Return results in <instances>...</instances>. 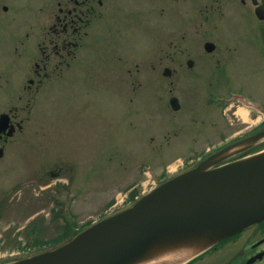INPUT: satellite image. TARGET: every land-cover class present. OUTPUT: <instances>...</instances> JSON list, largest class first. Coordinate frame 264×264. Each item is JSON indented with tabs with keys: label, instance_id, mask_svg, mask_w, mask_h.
Here are the masks:
<instances>
[{
	"label": "rangeland",
	"instance_id": "374dc122",
	"mask_svg": "<svg viewBox=\"0 0 264 264\" xmlns=\"http://www.w3.org/2000/svg\"><path fill=\"white\" fill-rule=\"evenodd\" d=\"M35 2L0 0V73L8 77L7 83L0 78V112L28 105L19 110L22 130L8 139L0 157V263L60 244L66 229L76 232L127 208L130 191L147 193L204 146L217 144L216 130L227 119L239 118L237 127L258 122L251 105L220 104L218 97L232 95L224 97L231 102L242 90L264 110V59L256 54L264 17L254 14L260 0H200L196 15L213 12V20L186 21L182 39L163 43L164 53L179 57L182 67L155 56L151 86L143 70L149 24L135 12L151 3L124 1L100 27L104 41L90 43L83 65L26 92L21 84L14 87L23 61L12 57V35L19 21L34 17L27 6ZM187 3L184 18L190 20ZM173 9L165 20H154L156 51L162 42L155 33L177 25ZM206 41L214 43L211 53L202 47ZM107 44L120 50L116 61ZM187 59H193L191 69ZM166 65L177 70L164 76ZM134 81L136 89H127L125 83ZM171 95L179 100L177 111L169 106Z\"/></svg>",
	"mask_w": 264,
	"mask_h": 264
},
{
	"label": "flooded vegetation",
	"instance_id": "af4514ba",
	"mask_svg": "<svg viewBox=\"0 0 264 264\" xmlns=\"http://www.w3.org/2000/svg\"><path fill=\"white\" fill-rule=\"evenodd\" d=\"M37 1L38 2L28 4L27 6L33 9L34 14L32 15H34V17L27 18L28 21H19L17 32L12 35L17 40V42H14L11 46L12 57L23 61V65L20 66V78L14 87L21 84L26 92L30 91L32 87H35V91H37L43 82L45 83L53 76H55L54 78H56V75L61 76L59 78H63L65 73L74 71L76 67L83 65L86 54L89 55L90 52L88 50L90 43H93L94 39L95 41H104L103 37H98V33L101 30L100 27L106 22H111V20L116 17L118 12L117 8L123 9L124 1L128 2L129 0ZM149 1L151 4L146 7V9H138L135 11L136 15L141 17V20H144L145 23L149 24V37L147 36L146 39L148 40V49L145 56V61H147L148 64L145 62V69H143L144 73H146V79L144 80L147 86L152 85V59L155 56H158V60L160 61L163 58L170 57L171 61L175 62L178 67H182V61L180 62L178 56V58L175 59L173 56L171 57V53H164L167 49H163V43L171 38L174 40V36H176V38L179 37V40L182 39L184 37L186 21L195 22L196 24L199 22L201 25V23H203L202 18H204V20L210 19V21L214 18V16H212L213 12H210L209 16L204 15V17H200L201 14L196 15L195 9L196 6L199 5L200 0H188L187 5L189 7L187 10L188 15L191 14L189 16V18H191L190 20L184 18L185 0H146V4ZM251 1L256 2L257 0ZM260 1H262V3H260V7L257 6L255 11L259 14L262 10V15L264 16V0ZM242 2L244 3V1ZM8 8L7 5L1 6V9L6 12L8 11ZM169 8H174L172 15L175 16L174 21H176L177 25L174 27V22L170 25L167 24L168 26L166 25V28L164 27L163 34L162 32L160 34L158 32L155 33L156 38L162 42L159 50L156 51L157 45H154V47L152 46V44L156 43L152 41L154 20L157 18L165 20L169 14ZM144 15L146 18L143 17ZM180 17L182 19L177 20V18ZM131 20L136 21L135 17H132ZM262 32L264 33V26L261 28V33ZM261 41L264 42V40ZM262 42L257 44L256 54L258 59H264ZM107 47H110L109 55L111 54L114 61H116V57L117 59L120 58L118 56L120 55V50L112 48V45L110 44H107ZM192 67L193 66L189 68L191 69ZM117 68L119 69V66ZM167 70L169 71L167 72ZM176 70V68L170 69V67L166 65L162 68V74L170 76L172 72H175ZM127 71H131V69H128ZM138 71L139 68L136 69V72ZM1 76L4 77V81L7 83L8 77H6L3 72L0 73V78ZM125 84L127 89H129V87H131V90L136 89L135 81L128 83L129 85L127 83ZM215 88L214 89L217 90L220 87L218 86ZM214 89H212L213 92L215 91ZM230 93L231 92L228 94ZM228 96L230 97L232 95ZM21 98V96H18L19 100ZM246 99L250 102L251 100L255 101L250 95H247L241 90L235 92L231 100L244 104L243 100ZM27 100H29V97H27ZM216 100L217 103L219 102L220 104H232V102H228V99L224 97H218ZM129 101L134 100L130 97ZM27 106L17 107L16 105L11 104L6 110L0 112V114L3 112L8 114L6 124L7 129L0 134V152L2 154L8 139L22 130L23 119L18 117L19 110H23ZM252 107H254L253 109L257 112L256 115L253 114L251 117L252 120L255 119L258 121L255 125H244L247 121L240 120L241 126L237 127L236 125L239 123V118L235 121H232L230 118L227 119L224 128L216 130L219 137L217 141L218 143L214 146H204V150L202 148V154L207 155L216 152L219 148L229 147L262 130L264 128V111L263 109H259L256 105ZM233 126L234 129L232 128ZM8 131L11 133V136H7L6 132ZM261 143L262 142L256 145L254 144L249 149L247 147L246 150L236 151L233 155L229 156L225 162L232 161L239 156L246 153L248 154V152H253L256 149L258 150L261 147ZM0 157H2V155ZM179 264H264V219L221 239L209 248L196 254L192 258L183 260Z\"/></svg>",
	"mask_w": 264,
	"mask_h": 264
},
{
	"label": "water",
	"instance_id": "95a60500",
	"mask_svg": "<svg viewBox=\"0 0 264 264\" xmlns=\"http://www.w3.org/2000/svg\"><path fill=\"white\" fill-rule=\"evenodd\" d=\"M204 47L211 51L214 45L206 43ZM171 105L178 108L175 98H171ZM5 120L0 116V131ZM261 138L264 130L247 143ZM217 158H207L164 181L128 208L60 246L0 264H132L161 240L173 248L201 242L198 250H202L263 219L264 150L210 168ZM191 237L194 239L189 240Z\"/></svg>",
	"mask_w": 264,
	"mask_h": 264
},
{
	"label": "bare ground",
	"instance_id": "6f19581e",
	"mask_svg": "<svg viewBox=\"0 0 264 264\" xmlns=\"http://www.w3.org/2000/svg\"><path fill=\"white\" fill-rule=\"evenodd\" d=\"M248 157V156H247ZM194 238H189L193 240ZM188 241V240H187ZM199 242V241H198ZM203 243L196 244L191 247L186 245L180 247H170L165 240H161L156 244H151L146 251L142 254L140 259H137L132 264H160L171 263L174 260L187 256L190 253H195L198 249L202 248Z\"/></svg>",
	"mask_w": 264,
	"mask_h": 264
},
{
	"label": "trees",
	"instance_id": "16d2710c",
	"mask_svg": "<svg viewBox=\"0 0 264 264\" xmlns=\"http://www.w3.org/2000/svg\"><path fill=\"white\" fill-rule=\"evenodd\" d=\"M70 229H71V228H70ZM70 229H69V230L66 229L67 231L64 232L63 235H61V236L64 237V238H63V240H62L60 243L66 241V240H69V239L72 237V235H75L76 232L70 231ZM57 244H59V243H57ZM57 244H55V245H57ZM59 245H60V244H59Z\"/></svg>",
	"mask_w": 264,
	"mask_h": 264
}]
</instances>
